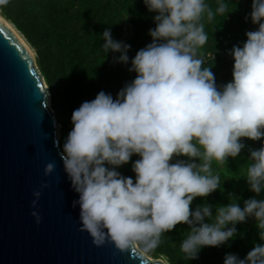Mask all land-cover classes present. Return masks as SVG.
Returning <instances> with one entry per match:
<instances>
[{"label": "clouds", "instance_id": "9594fccd", "mask_svg": "<svg viewBox=\"0 0 264 264\" xmlns=\"http://www.w3.org/2000/svg\"><path fill=\"white\" fill-rule=\"evenodd\" d=\"M215 2L213 10L207 0H143L155 26L148 29L151 41L131 57L128 70L136 75L115 98L100 90L71 112L60 157L78 193L72 206H79L80 227L96 245L107 239L120 251L137 248L151 264H167L151 260V253L162 233L184 223L189 233L179 247L195 259L202 247L234 238L237 222L252 217L260 242L243 258L225 253L223 264H264V198L220 204L214 213L207 202L190 207L195 197L221 187L212 161L237 157L245 137L261 144L249 147L244 178L253 193L264 190V0H251L245 17L258 26L226 50L232 78L222 84L197 54L208 39L204 20L229 12L225 0ZM8 3L0 0V6ZM100 34L104 52H118L113 61L127 64L130 44L114 39L110 28ZM133 154L134 177L123 175L117 169ZM53 167L46 163L44 174ZM32 194L36 205L41 190ZM31 215L40 222L35 208Z\"/></svg>", "mask_w": 264, "mask_h": 264}, {"label": "trees", "instance_id": "16d2710c", "mask_svg": "<svg viewBox=\"0 0 264 264\" xmlns=\"http://www.w3.org/2000/svg\"><path fill=\"white\" fill-rule=\"evenodd\" d=\"M207 3L215 10V0ZM225 3L227 14L204 20L208 39L197 53L203 57L202 67L211 66L218 84L232 78L233 58L229 59L232 56L226 50L244 41L246 30L258 26L250 17L245 18L251 11V0H225ZM0 13L20 32L35 54L37 68L49 89L50 107L59 123L58 146L73 126L70 120L73 109L82 101L94 98L100 90L115 98L125 82L136 75L128 70L131 57L151 41L148 29L155 26L152 20L155 13L148 11L143 0H9L7 5L0 6ZM105 28H110L114 39L130 44L127 64L113 61L118 52H104L100 33ZM242 139L245 147L237 157H229L224 163L212 161L211 168L219 175L221 187L206 197H195L190 207L207 202L213 205L214 213L220 204L237 202L243 206L248 197L264 198V190L261 194L253 193L244 178L251 163L248 149L259 148L261 141ZM137 158L133 154L117 170L134 177L131 162ZM235 227L238 231L234 238L218 247L204 246L197 258L187 260L179 245L189 228L177 223L172 230L162 233L161 242L151 256L165 257L168 264H223L227 252L243 258L254 243L260 242L259 229L252 217L237 222Z\"/></svg>", "mask_w": 264, "mask_h": 264}, {"label": "water", "instance_id": "95a60500", "mask_svg": "<svg viewBox=\"0 0 264 264\" xmlns=\"http://www.w3.org/2000/svg\"><path fill=\"white\" fill-rule=\"evenodd\" d=\"M29 49L0 21V264H151L137 248L120 251L107 239L96 245L81 229L79 206H72L78 193L60 157L59 123ZM48 162L54 167L45 175ZM34 189L41 190L36 205Z\"/></svg>", "mask_w": 264, "mask_h": 264}, {"label": "bare ground", "instance_id": "6f19581e", "mask_svg": "<svg viewBox=\"0 0 264 264\" xmlns=\"http://www.w3.org/2000/svg\"><path fill=\"white\" fill-rule=\"evenodd\" d=\"M0 21L6 25L25 45V47L27 48L28 51H30L27 41L23 38V36L20 34L19 31L16 30V28L10 23L8 22L6 19H4L1 15H0Z\"/></svg>", "mask_w": 264, "mask_h": 264}, {"label": "rangeland", "instance_id": "374dc122", "mask_svg": "<svg viewBox=\"0 0 264 264\" xmlns=\"http://www.w3.org/2000/svg\"><path fill=\"white\" fill-rule=\"evenodd\" d=\"M162 258H163L164 260H166L165 257H162ZM167 264H168V262H167Z\"/></svg>", "mask_w": 264, "mask_h": 264}, {"label": "built area", "instance_id": "2783aa9c", "mask_svg": "<svg viewBox=\"0 0 264 264\" xmlns=\"http://www.w3.org/2000/svg\"><path fill=\"white\" fill-rule=\"evenodd\" d=\"M229 59H232V57H229Z\"/></svg>", "mask_w": 264, "mask_h": 264}]
</instances>
